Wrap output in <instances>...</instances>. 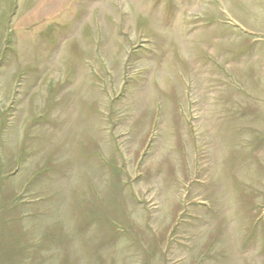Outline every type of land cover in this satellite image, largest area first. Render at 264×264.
Returning a JSON list of instances; mask_svg holds the SVG:
<instances>
[{
  "label": "rangeland",
  "instance_id": "1",
  "mask_svg": "<svg viewBox=\"0 0 264 264\" xmlns=\"http://www.w3.org/2000/svg\"><path fill=\"white\" fill-rule=\"evenodd\" d=\"M0 264H264V0H0Z\"/></svg>",
  "mask_w": 264,
  "mask_h": 264
}]
</instances>
